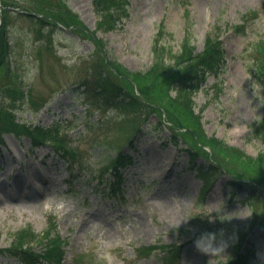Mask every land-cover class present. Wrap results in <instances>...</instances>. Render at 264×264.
<instances>
[{
    "label": "rangeland",
    "instance_id": "374dc122",
    "mask_svg": "<svg viewBox=\"0 0 264 264\" xmlns=\"http://www.w3.org/2000/svg\"><path fill=\"white\" fill-rule=\"evenodd\" d=\"M60 1L74 14V26L40 25L20 14L64 10ZM126 1L127 17L103 33L95 30L93 0H0V14L9 9L16 65L10 75L0 70V249L30 226L38 240L53 231L62 238L61 264H162L160 251L170 247L178 248L177 264H229L246 240L256 249L251 264H264V83L254 72L264 0ZM161 22L174 51L187 40L200 52L205 34L220 29L226 69L200 87L193 114L174 101L175 74L158 82L149 77ZM95 63L133 97L149 96L156 112L149 115L144 101L136 113L104 110L108 120L91 124L96 106L85 113L90 98L77 88L91 81ZM168 116L188 130L174 128ZM54 122L67 130L61 137L74 153L72 167L47 146L28 152L22 128ZM118 150L133 163L110 187L106 166ZM191 152L198 168L217 175L214 182L189 166ZM158 164L166 166L161 174ZM206 231L228 239L215 255L195 245ZM0 264L20 263L0 255Z\"/></svg>",
    "mask_w": 264,
    "mask_h": 264
},
{
    "label": "trees",
    "instance_id": "16d2710c",
    "mask_svg": "<svg viewBox=\"0 0 264 264\" xmlns=\"http://www.w3.org/2000/svg\"><path fill=\"white\" fill-rule=\"evenodd\" d=\"M61 2V1H60ZM64 10L60 8H44L41 11L34 10L35 12H21L23 16L27 18H32L37 24H45L44 20H48L46 24L49 25H61L66 27L74 26L73 21H76L74 14L65 7ZM94 9L97 10L99 21L96 26V32L101 31L103 33L114 31L115 28L121 24L122 20L127 17V1L126 0H93ZM5 7V11L1 12L4 21L0 26V70L2 68L6 69V74L10 75L16 65L13 57V48L9 39L8 27L6 25V13L9 9ZM77 23V22H76ZM164 22H161L157 26V31L154 34L151 54L153 62L149 69L151 72L150 76L153 80L157 81L164 77L170 75H176L175 80L172 82L171 90L174 92V101L179 102L185 110L191 111L193 114L195 108V100L197 93L200 91V87L205 83L208 77L219 78L226 69V51L224 48L222 35L218 26L214 25L211 31L205 34L204 45L202 51L197 52L195 46H193L187 40H184L181 46H179L178 51H174L173 47L166 45L165 41L170 36L168 32L165 31L163 26ZM240 27L236 28V30ZM94 35H96L94 33ZM256 52L259 56L255 58L256 68L254 72L255 75H259V78L264 83V39L259 40L255 47ZM119 65V64H118ZM95 71L91 75V81L82 82L78 86L79 94L84 96H89L90 101H84L85 113L91 110L90 106L92 104L96 106L95 110L90 111L91 113L98 114L96 120L91 124L95 125L99 122L102 123L108 118L105 115H101L102 111L107 110L111 112L115 111H130V113H136L138 111L137 107L142 106L144 101L147 105L151 107L149 115H153L156 112V104L150 101V97L147 100H140L133 97L125 88H123L117 82H114L112 77L104 69V65L101 66L97 63L94 64ZM124 73L126 71L121 70ZM149 74V73H148ZM139 76V74H134ZM144 73L142 74V76ZM158 82V81H157ZM264 85V84H263ZM81 89V90H80ZM142 91V89H141ZM147 96V95H146ZM93 98V99H92ZM146 106V104H144ZM166 114L170 112L165 109ZM90 113V114H91ZM92 113V114H93ZM152 113V114H151ZM200 117L196 114V118ZM169 120L172 122V126L178 129L188 130L184 125L181 124L175 117L171 118L168 116ZM201 118L197 120L200 121ZM141 127L134 129V132L139 133ZM24 137L28 138L30 141V151L33 148L40 146H47L51 148L53 153L58 157L62 158L67 163L69 162L70 167H72L74 162V153L71 154L70 150L63 144V136L67 133V130L59 122H54L49 127L33 126V127H23L21 131ZM53 135L57 139L52 138ZM178 135L177 133L172 134L171 140L174 146H178ZM50 138V142L48 141ZM132 141V139L130 138ZM177 140V141H176ZM130 141V143H131ZM216 141V140H215ZM71 142V139H70ZM69 142V144H70ZM220 142V141H216ZM4 142L2 140V134H0V146H3ZM69 146V145H68ZM116 157L109 162H107V171H111L114 181L109 185L110 187H115L122 182L123 171L132 164V156L126 154L124 151L118 150ZM192 157L190 165L197 169V173L203 177V181H207L208 177L211 178L213 182L217 175L211 174L205 168H198L195 164V160L198 154L191 152ZM212 171L216 168L212 166ZM215 175V176H214ZM98 183H101L98 181ZM209 185V184H208ZM49 235L42 240H38V235L35 234L34 230L30 227H23L16 231L12 237L10 245L7 248L0 249V255L17 260L20 264H61L64 261L65 256V244L62 238L55 233V231L48 233ZM40 242L39 246H35V243ZM241 250L234 255V258L229 264H251L254 260L255 247L250 244L247 240L242 244ZM178 248L170 247L160 251L159 257L162 264H177L178 263Z\"/></svg>",
    "mask_w": 264,
    "mask_h": 264
},
{
    "label": "clouds",
    "instance_id": "9594fccd",
    "mask_svg": "<svg viewBox=\"0 0 264 264\" xmlns=\"http://www.w3.org/2000/svg\"><path fill=\"white\" fill-rule=\"evenodd\" d=\"M227 242L228 239L222 234L218 236L216 232L206 231L197 236L195 245L199 250L215 255L221 251Z\"/></svg>",
    "mask_w": 264,
    "mask_h": 264
},
{
    "label": "bare ground",
    "instance_id": "6f19581e",
    "mask_svg": "<svg viewBox=\"0 0 264 264\" xmlns=\"http://www.w3.org/2000/svg\"><path fill=\"white\" fill-rule=\"evenodd\" d=\"M154 167V166H153ZM166 166L162 165V164H158V166H155V170L157 171L158 174H161L162 173V169H164ZM157 174V175H158Z\"/></svg>",
    "mask_w": 264,
    "mask_h": 264
},
{
    "label": "water",
    "instance_id": "95a60500",
    "mask_svg": "<svg viewBox=\"0 0 264 264\" xmlns=\"http://www.w3.org/2000/svg\"><path fill=\"white\" fill-rule=\"evenodd\" d=\"M0 23H1V18H0Z\"/></svg>",
    "mask_w": 264,
    "mask_h": 264
}]
</instances>
